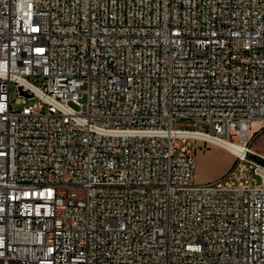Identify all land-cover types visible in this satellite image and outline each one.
I'll use <instances>...</instances> for the list:
<instances>
[{
  "label": "built area",
  "instance_id": "obj_1",
  "mask_svg": "<svg viewBox=\"0 0 264 264\" xmlns=\"http://www.w3.org/2000/svg\"><path fill=\"white\" fill-rule=\"evenodd\" d=\"M262 129L264 0H0V264H264Z\"/></svg>",
  "mask_w": 264,
  "mask_h": 264
},
{
  "label": "rangeland",
  "instance_id": "obj_2",
  "mask_svg": "<svg viewBox=\"0 0 264 264\" xmlns=\"http://www.w3.org/2000/svg\"><path fill=\"white\" fill-rule=\"evenodd\" d=\"M34 81V79H31ZM13 96H17L15 89L12 91ZM85 98L81 100L82 103ZM74 108L78 109L74 105ZM175 128L186 127L184 122H175ZM210 133L214 134L213 130ZM253 148L264 155V129L255 136ZM196 159V180L199 184L213 183L221 180L226 176L234 165L236 158L222 147H218L214 143L198 142L195 151ZM257 182L260 180L257 178Z\"/></svg>",
  "mask_w": 264,
  "mask_h": 264
},
{
  "label": "bare ground",
  "instance_id": "obj_3",
  "mask_svg": "<svg viewBox=\"0 0 264 264\" xmlns=\"http://www.w3.org/2000/svg\"><path fill=\"white\" fill-rule=\"evenodd\" d=\"M210 140L214 142V144L217 145L218 147H222L225 150H227L230 154L239 153V150L241 149L240 145L235 144L234 142H231L228 139H224V138L215 139L214 138Z\"/></svg>",
  "mask_w": 264,
  "mask_h": 264
},
{
  "label": "crops",
  "instance_id": "obj_4",
  "mask_svg": "<svg viewBox=\"0 0 264 264\" xmlns=\"http://www.w3.org/2000/svg\"><path fill=\"white\" fill-rule=\"evenodd\" d=\"M230 155H232V154H230ZM232 156H234V155H232Z\"/></svg>",
  "mask_w": 264,
  "mask_h": 264
}]
</instances>
